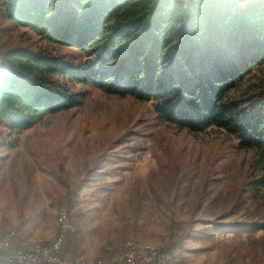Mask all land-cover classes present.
<instances>
[{"label": "rangeland", "instance_id": "1", "mask_svg": "<svg viewBox=\"0 0 264 264\" xmlns=\"http://www.w3.org/2000/svg\"><path fill=\"white\" fill-rule=\"evenodd\" d=\"M40 47L82 60L0 18V64L10 50ZM83 91L80 107L21 133L0 122V234L24 244L12 250L53 243L65 214L72 256L105 262L134 243L178 250L175 264H264V230H242L264 222L251 152L221 131L161 123L150 103Z\"/></svg>", "mask_w": 264, "mask_h": 264}, {"label": "trees", "instance_id": "2", "mask_svg": "<svg viewBox=\"0 0 264 264\" xmlns=\"http://www.w3.org/2000/svg\"><path fill=\"white\" fill-rule=\"evenodd\" d=\"M0 18L82 56L3 54L0 122L10 130L80 107L83 89L150 103L161 123L221 131L251 152L249 186L264 191V0H0Z\"/></svg>", "mask_w": 264, "mask_h": 264}, {"label": "built area", "instance_id": "3", "mask_svg": "<svg viewBox=\"0 0 264 264\" xmlns=\"http://www.w3.org/2000/svg\"><path fill=\"white\" fill-rule=\"evenodd\" d=\"M63 224L68 223L65 214L62 216ZM64 233L60 232L55 244L37 246L34 252L12 250L11 241L14 235L0 236V264H79L78 258L71 257L64 249ZM174 250H168V255L151 254V260H144L138 256L128 259L120 264H159L160 260H169V254ZM110 264V263H103Z\"/></svg>", "mask_w": 264, "mask_h": 264}, {"label": "bare ground", "instance_id": "4", "mask_svg": "<svg viewBox=\"0 0 264 264\" xmlns=\"http://www.w3.org/2000/svg\"><path fill=\"white\" fill-rule=\"evenodd\" d=\"M62 220H63V218H62ZM61 232L66 234V235L67 234L74 235V231L71 228V226L68 223H64L63 224V221L61 223ZM2 235H7V234H0V236H2ZM57 239L58 238H56V240L53 243H51V244H55ZM46 245L44 244L43 246H46ZM129 245H130V243H129ZM37 246H42V245H34V246H32V247H30L28 249H23L22 251H24V252H34V251H36V247ZM160 252H161V255H168V251L167 250H165V251H159V250H156V249L154 250L152 248H149V247H146V246H143V245H140V244H134L133 243L131 246H129L127 248H124L123 250H119L116 253H113L112 256L105 262L88 260L86 258L79 257V256H72V255H70V256L74 257V258H78L79 264H103V263L120 264V262H126V261H128V259L135 258V256H138V257H140L141 259H144V260H151V254H158ZM178 256H179V251L174 249V251L169 254V260H160L159 264H175L176 261H177Z\"/></svg>", "mask_w": 264, "mask_h": 264}, {"label": "crops", "instance_id": "5", "mask_svg": "<svg viewBox=\"0 0 264 264\" xmlns=\"http://www.w3.org/2000/svg\"><path fill=\"white\" fill-rule=\"evenodd\" d=\"M179 1H184V0H179ZM24 244H19L17 243V240H14L13 242V247H16V248H20L21 246H23Z\"/></svg>", "mask_w": 264, "mask_h": 264}]
</instances>
